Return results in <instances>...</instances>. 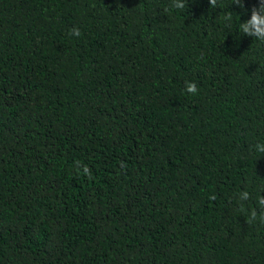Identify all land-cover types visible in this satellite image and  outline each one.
Listing matches in <instances>:
<instances>
[{"label":"trees","instance_id":"16d2710c","mask_svg":"<svg viewBox=\"0 0 264 264\" xmlns=\"http://www.w3.org/2000/svg\"><path fill=\"white\" fill-rule=\"evenodd\" d=\"M172 3L0 0V264H264L259 0Z\"/></svg>","mask_w":264,"mask_h":264},{"label":"clouds","instance_id":"9594fccd","mask_svg":"<svg viewBox=\"0 0 264 264\" xmlns=\"http://www.w3.org/2000/svg\"><path fill=\"white\" fill-rule=\"evenodd\" d=\"M209 4L212 7H218L217 0H209ZM232 4L239 6L241 9L245 7L243 0H232ZM174 9H184L186 7V0H173L171 5ZM250 18L240 22L239 32L242 35H247L254 37L257 41L264 42V0H259V6H253L251 8ZM224 21L226 22V27H231L233 22V16L231 12H226L223 16ZM71 36L80 37L81 32L79 28L73 27L70 31ZM185 91L188 94L196 95L199 91L197 84L193 81L185 82ZM255 150L259 153H264V143L257 142L255 145ZM77 169L79 170L80 162H75ZM123 167V163L121 164ZM83 175L91 177V170L85 165L83 166ZM210 199L214 200L215 196H211ZM239 201H247L250 199V193L247 191H242L239 195ZM257 204L260 206V219L264 223V195H260L257 199ZM240 210L243 211V204H240ZM257 211L253 208L249 212L248 221L249 223L253 222L257 218Z\"/></svg>","mask_w":264,"mask_h":264}]
</instances>
